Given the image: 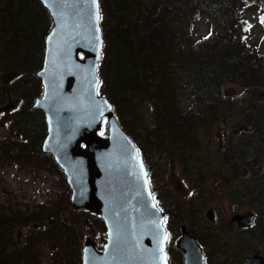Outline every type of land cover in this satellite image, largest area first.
I'll list each match as a JSON object with an SVG mask.
<instances>
[{
	"label": "trees",
	"instance_id": "obj_1",
	"mask_svg": "<svg viewBox=\"0 0 264 264\" xmlns=\"http://www.w3.org/2000/svg\"><path fill=\"white\" fill-rule=\"evenodd\" d=\"M100 6L104 40L100 93L141 151L172 241V215L159 197L148 156L167 148L175 163L191 165L188 181L197 172L195 180L214 201L233 200L251 208L257 220L248 233L255 248L264 247V53L244 14L252 9L264 25V0H100ZM45 15L47 36L52 22ZM201 20L210 29L196 43ZM28 66L19 65L17 71L27 73ZM228 86L244 93L242 105L230 97ZM184 99L190 101L186 109L181 108ZM125 104L151 112L153 127L142 139L130 135L122 122ZM213 134L219 136L217 145L210 143ZM101 136H108L107 127ZM3 148L0 142V153ZM46 157L66 184L53 158ZM61 213L41 217L44 228L55 227ZM12 221L6 230L13 231ZM13 249L6 252L0 246V258L6 254L0 264L25 262L27 249L17 252L21 249L17 244Z\"/></svg>",
	"mask_w": 264,
	"mask_h": 264
},
{
	"label": "rangeland",
	"instance_id": "obj_2",
	"mask_svg": "<svg viewBox=\"0 0 264 264\" xmlns=\"http://www.w3.org/2000/svg\"><path fill=\"white\" fill-rule=\"evenodd\" d=\"M46 12L36 0H0V142L4 147L0 153V246L6 252L9 248L15 251L13 244L21 247L17 252L27 249L23 264H82L85 240L91 239L102 251L106 229L98 215L73 208L67 181L63 182L41 150L46 136L44 116L31 108L43 92L35 74L42 66L44 55L49 26ZM244 14L252 23L254 41L261 45L264 53V25L258 22L257 13L252 9ZM209 29L201 20L194 42L203 40ZM19 65H29L27 73L18 72ZM22 74L24 78L19 79ZM227 90L230 97L242 105L241 89L228 86ZM189 104V99H184L181 108L186 109ZM150 114L146 107L140 109L125 104L122 122L130 135L142 139L153 127ZM211 142L217 145L219 136L213 134ZM163 144L161 142L160 146ZM171 152L172 149L167 148L148 153L155 187L165 210L172 215L175 238L167 245L171 264H184L183 253L177 248L182 226L202 245L208 264H245L256 253L264 257V247L255 248L248 230L231 221L237 214L252 212L251 208L233 200L214 201L206 187L195 180L197 172L192 182L188 181L187 169L191 165L175 163ZM58 210L63 211L58 214V224L45 229L42 218ZM210 210L214 211V222L206 217ZM10 220H15L12 221L13 231L6 230ZM226 237L228 239L222 241ZM5 257L6 254L0 262H4ZM13 260L12 257L10 262Z\"/></svg>",
	"mask_w": 264,
	"mask_h": 264
},
{
	"label": "water",
	"instance_id": "obj_3",
	"mask_svg": "<svg viewBox=\"0 0 264 264\" xmlns=\"http://www.w3.org/2000/svg\"><path fill=\"white\" fill-rule=\"evenodd\" d=\"M39 1L52 20L43 66L35 74L43 94L31 109L45 116L42 151L62 170L73 208L98 215L106 228L102 251L85 240L82 264H169L166 214L154 201L143 158L112 104L99 94L104 49L100 0ZM104 120L107 138L98 135ZM206 217L214 222V211ZM255 219L248 213L231 221L250 229ZM181 230L177 248L184 264H206L202 246L187 227ZM245 264H264V257L256 253Z\"/></svg>",
	"mask_w": 264,
	"mask_h": 264
},
{
	"label": "snow or ice",
	"instance_id": "obj_4",
	"mask_svg": "<svg viewBox=\"0 0 264 264\" xmlns=\"http://www.w3.org/2000/svg\"><path fill=\"white\" fill-rule=\"evenodd\" d=\"M93 3H95V0H93ZM99 18V17H98ZM165 239H166V237H165Z\"/></svg>",
	"mask_w": 264,
	"mask_h": 264
},
{
	"label": "flooded vegetation",
	"instance_id": "obj_5",
	"mask_svg": "<svg viewBox=\"0 0 264 264\" xmlns=\"http://www.w3.org/2000/svg\"><path fill=\"white\" fill-rule=\"evenodd\" d=\"M40 84H41V82H40ZM41 86H42V84H41ZM42 90H43V87H42ZM42 114V113H41Z\"/></svg>",
	"mask_w": 264,
	"mask_h": 264
},
{
	"label": "bare ground",
	"instance_id": "obj_6",
	"mask_svg": "<svg viewBox=\"0 0 264 264\" xmlns=\"http://www.w3.org/2000/svg\"><path fill=\"white\" fill-rule=\"evenodd\" d=\"M251 229V228H250ZM248 230V229H247Z\"/></svg>",
	"mask_w": 264,
	"mask_h": 264
}]
</instances>
